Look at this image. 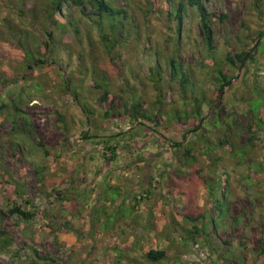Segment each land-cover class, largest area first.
<instances>
[{
	"label": "rangeland",
	"instance_id": "rangeland-1",
	"mask_svg": "<svg viewBox=\"0 0 264 264\" xmlns=\"http://www.w3.org/2000/svg\"><path fill=\"white\" fill-rule=\"evenodd\" d=\"M109 1L125 6L130 12L141 37L137 40L129 36L127 40L140 44L141 48L125 44L119 52L109 55L97 43V32L92 25L86 23L92 41L88 44L86 31L82 29L79 36L84 51L80 59V44L74 34L62 38L72 47L59 45L52 53H44L40 42L46 40L44 27L49 29L43 21L46 0H0V104L12 105L15 101L25 109L36 138L52 153L44 155L32 133L14 131L5 119L6 109L0 111V229L7 232L10 242L9 248L0 252V261L5 264H264V133L251 111L261 100L254 87L264 90V39L257 46L253 61L248 60L239 71L240 81L232 84L221 98L215 96L217 73L212 58L215 52L224 69H228V75L237 73V68L223 58L228 53L239 64L237 55L254 45L255 33L264 27V0L203 1L206 11L218 17L212 19L210 29L214 52L206 49L196 14L189 13L180 24L179 61L189 70L194 87H200L206 97L198 113L194 97L200 94L194 87L190 88V83L181 91L178 81L169 77L165 59L174 49L175 22L167 17L162 0ZM68 12L78 17L75 9L68 8ZM21 46L33 50L38 47L39 53L45 55L46 65L25 66ZM155 47L165 50L160 54L162 70L158 81L153 78V69L150 70L159 54ZM91 60L99 62L106 71L111 91L106 102L100 100L99 90L93 86ZM26 73L32 74L30 81L19 78ZM129 99L140 100L141 109L160 122L159 126L148 122L154 129L137 143L131 140L144 133L145 128L136 125L128 131L131 123L120 104ZM87 104L93 112L90 124L84 109ZM112 105L115 110H111ZM216 107L222 117L231 114L230 124L219 122L210 128L212 132L205 125L201 128L204 134H210L213 142L216 133L226 135L234 149L241 148L243 142L253 143L251 151L238 156L226 147H213L209 151L211 155H203L208 143L197 139L194 162L182 166L172 161L169 148L163 152L165 160L158 162L159 158L152 154L160 150L156 142L152 143L155 131L178 138L180 127L196 124L200 116L211 115ZM175 108L186 111L180 116L184 126L167 119ZM261 109L264 119V105ZM105 110L109 112L107 115ZM57 112L62 113L65 124ZM163 125L169 129L167 132ZM247 127L255 131L250 142H247ZM123 130L128 131L124 137L128 144L117 145L116 157L106 162L100 155L102 145L90 144L82 138L84 132L98 133L101 138L111 134L112 138H119L120 134H113ZM64 137L70 144L64 145ZM105 154L108 156L109 152ZM139 154L143 158L153 157V161L136 164ZM207 156L217 157V163L209 161ZM154 160L159 168L153 167ZM215 165L217 171L228 173L229 210L225 228L216 231L215 237L226 244L211 251L187 238L182 243L181 237H187L182 228L190 224L180 213L189 205L207 211L211 203L207 188L192 172L200 168L205 173ZM254 166L258 167V174ZM152 172L159 183L152 181L153 197L143 202L136 200L134 196L147 184ZM16 183L21 184V190L33 205L34 216L30 221L11 215L5 207L7 199H12V184ZM115 186L126 193L118 195ZM216 198L226 202L221 194ZM188 199L193 201L189 204ZM136 214L138 217L131 221ZM208 215L207 212L206 220L214 227L221 226L217 214L212 218ZM45 225L49 226V233L43 231ZM150 248L165 249L168 257L149 262L144 253Z\"/></svg>",
	"mask_w": 264,
	"mask_h": 264
},
{
	"label": "trees",
	"instance_id": "trees-1",
	"mask_svg": "<svg viewBox=\"0 0 264 264\" xmlns=\"http://www.w3.org/2000/svg\"><path fill=\"white\" fill-rule=\"evenodd\" d=\"M45 6L43 9V21L44 25L47 26L49 29L42 30L45 33L46 40L40 42L41 46L45 49L46 52L44 53H52L54 49L59 45H64L67 48L72 47L71 43L69 41L63 42L62 38L65 35H72L76 37V41L80 44V48L78 51V57L80 59H83V40L82 37L79 36L82 29H85L86 35L85 40L88 41V44L91 43V35L89 34V27H87L85 24L89 23L92 25L94 30L97 32L98 40L97 43L101 45L105 52L107 54L116 53L119 52L120 47H122L125 44H133L131 47L136 48L139 46L141 48L140 44L131 43L128 41V37L132 36L135 37L138 40V37H141V34L139 32V26L137 24L132 23L131 14L126 9L125 6L116 5L113 4L109 0H46ZM158 0H154L156 2ZM204 0H162V5L166 9L167 17H171V20L175 22L174 26V37L172 39L174 49L172 54L167 55V58L165 59L169 77L173 80H177L179 83V87L181 91H185L187 88V85L190 83V88L194 87L193 80L191 79L189 75V70L183 66V63L179 61V52H180V39H179V30H180V24L183 22L184 18L187 17L189 13H193L197 15L198 23L200 29L203 31L204 39H205V46L208 51L214 52L213 50V35L212 32H210L211 26H212V19L218 18L215 14H212L210 12H207L203 5ZM68 8L75 9L78 13V17L75 18L71 12H68ZM220 21L221 18H219ZM41 31V30H40ZM148 39V38H146ZM261 39H264V27L257 31L255 33V40L254 45L248 49L242 51L240 54L237 55L239 64H236L233 62V59L231 56L227 53L224 56V60L229 62V64L234 68H237V73L233 75H228V69L222 65V60H218L215 57V52L212 53V58L214 59V64L216 67V75L214 76L215 80V96L216 97H223V94H225L232 84L235 82L240 81L239 78V71L245 67L247 64V61H251L254 57V53L256 52L257 46L259 45ZM149 40V39H148ZM17 43L19 41L17 40ZM36 46V45H34ZM24 49V59H25V66L28 65H35V66H44L46 65V59L44 54H40V49L36 47L37 49L33 50L29 47L21 46ZM137 49V48H136ZM156 52H158V57L155 58L154 56V65L151 67L150 70L154 72L152 75L155 78V81L159 80V77L161 76V70H162V63L160 54L164 53L165 50L160 51L158 48H156ZM138 51V50H136ZM162 52V53H161ZM149 54V52H148ZM38 55V56H36ZM40 55V56H39ZM90 58V57H89ZM255 58V57H254ZM253 61V60H252ZM90 66L92 67V70H90L91 77L93 80V86L99 90V98L102 102H106L110 96L111 91L109 89V80L106 75V71L102 70V68L99 65V62H96V60H91ZM159 68V70H158ZM160 71V72H159ZM32 74L26 73L25 75H21L19 78L24 81H30L32 78ZM3 78L2 80H4ZM7 80V79H5ZM157 80V81H158ZM1 83V79H0ZM34 89L37 88V86H33ZM264 87V85L262 86ZM64 89L67 90L68 88L66 86V83L64 84ZM200 96H195V103H196V113L199 112L200 105L205 100V93L200 87H194ZM260 100V104L254 108L252 111L253 116L258 122V126L261 129V131L264 133V119L261 117L262 112V106L264 105V90L258 89L257 87H254L253 90ZM74 95V98L77 97L76 93H71ZM259 95H263L260 97ZM118 97L122 98L121 95ZM20 101V100H18ZM7 105V104H0V111L3 109H6V116L5 119L9 121L10 127L19 133L23 134H33V137L35 138L36 146L37 148L44 154V155H50L52 154L48 148L41 142L39 138H36L37 135L34 131H32L31 124L28 121L26 114V110L21 108L19 105L15 104ZM88 103V102H87ZM120 106L122 107V113L127 117L129 123H131L130 130L135 129L136 125L143 126L145 128L144 133L138 134L137 137L132 141V143H137L139 138L146 139L149 130L154 129L151 124L148 122H153L155 125L159 126L160 122L158 120H153L151 115H149L146 110L141 109V101L140 100H124L121 101ZM84 109L87 112V121L90 124L91 121V115L92 110L87 105H84ZM84 109H82L84 111ZM116 107L114 105L111 106V110H115ZM110 110V111H111ZM59 118L61 121L65 124L64 117L62 113L57 112ZM109 112L108 110H105L104 115H107ZM181 114H186V111H180L179 109L175 108L172 109V112L169 114L168 118L170 121L174 120L175 123L181 124V126H184L181 123L180 116ZM188 116V115H186ZM231 114H228L227 116L222 117L221 111L218 110V107L213 110L211 115L208 113L204 116H200L197 119V123L194 125H191L189 127H180L181 135L180 137H167L165 133L160 131H155L157 134H155L156 138L153 139V142H156L159 151H154L152 154L154 157H158L159 161L165 160L163 158L164 151L169 148L170 157L171 160L176 161L178 164L185 166L186 164H189L191 162H194L197 158L194 154V144L195 141L198 139L201 141V143H208L204 147L203 155H211L209 151L216 148H222L226 147L231 152H235L238 156H240L243 153H247L253 149V143H245L243 142L242 147L239 149H234L232 141L226 136L221 134H215L214 138L216 139V142H213V139L210 137V134H204V132L201 130V128L205 125L209 126V132H212L210 130L211 127H213L215 124L221 122V124H230L229 117ZM89 117V118H88ZM187 118V117H186ZM21 119V120H18ZM67 126H65L66 129ZM163 129L167 132L169 130L166 125H163ZM67 130V129H66ZM128 131H121L120 133H115L113 135L120 134L119 138H112V134L108 135V137H102L98 133H87L84 132L82 134V138L84 140H88L90 144H96V145H102L103 151L100 152V155L102 159H104V162L111 161L116 157L117 151L116 147L121 146L122 142H125L128 144V142L125 141V135ZM65 136H68V131L66 132ZM247 142H250L252 138L255 136V131H250V128L247 127ZM131 138L132 135H130ZM145 136V137H144ZM101 138V140H100ZM128 140V141H130ZM212 140V142H211ZM64 145L70 144L68 142V138H63ZM211 143V145H210ZM131 146V144H130ZM234 150V151H233ZM105 152H109V155L106 156ZM164 152V153H163ZM142 155L139 154L136 161V164L139 162H145L146 164H150L151 161H153V157L150 158H143ZM207 159L209 161H214V164L217 163V157L209 158L207 156ZM156 160V159H155ZM154 160V163L152 164L153 167L159 168L156 161ZM248 164L251 165L252 162L250 159H248ZM170 164H167L165 166H169ZM127 166V165H126ZM136 167V166H135ZM152 167V168H153ZM138 168V167H137ZM256 174H258V167H255ZM179 170V169H178ZM217 167L209 168L205 173H201L200 168H195L193 170L194 177L201 181V183L207 188V194L209 198L211 199V203L207 209V211H203L200 209H197L193 207L192 205L186 206L184 208L183 213L181 212L180 215L183 219L187 220L189 222V227L182 228V230L187 234V237L183 236L180 237L183 238L182 243H185L186 240L193 241L194 243H199L203 247H205L208 250L214 251L216 249H221L223 244H226V241H220L216 237V231L220 230L221 228H225L227 224V215L229 210V198L227 199V196L229 197V184H228V173L226 171H217ZM180 171V170H179ZM204 171V170H203ZM162 173V172H161ZM153 174V172H152ZM264 177V176H263ZM152 181H155V184H159L157 181V178L154 177V174L151 175L147 181V184L145 186H142L138 189L137 194L134 196L136 200L143 202L144 200H149L153 197L154 194V184ZM115 188L118 190V195H121L122 193H126V191H123L120 187L115 186ZM21 184L16 183L12 184V199H7L5 203L6 209L11 213V215H16L18 218H21L25 221L32 220L34 213L32 210V203L31 201L25 196V193L21 190ZM56 194L57 191L55 189H52ZM221 194V197L223 201H226L224 203H221L220 199L218 200L216 198L217 195ZM19 199L20 202L17 203L15 200ZM126 197H123L122 201H125ZM193 201V199H188L189 204ZM186 201V203H188ZM225 206V207H224ZM225 208L224 210L221 208ZM208 212L209 218H212L213 215L219 216L218 218L221 221V226L218 228L214 227L212 223H210V220H206V215ZM2 212L0 211V215ZM118 216V215H117ZM138 217V214L134 216V220ZM146 227V225H144ZM49 226L45 225L43 227V231L46 233H49L48 230ZM7 232L0 229V252L7 250L10 246V242L8 241V238L6 236ZM187 238V239H186ZM186 239V240H185ZM35 254H37V251H33ZM119 253V252H118ZM144 257L149 262H159L162 260H165L168 257L167 251L165 249H156V248H150L144 253ZM40 259H45L53 262L50 258L47 257H40ZM40 262H35V264H39ZM0 264H5L0 261Z\"/></svg>",
	"mask_w": 264,
	"mask_h": 264
}]
</instances>
